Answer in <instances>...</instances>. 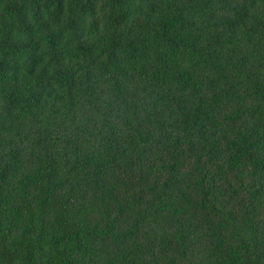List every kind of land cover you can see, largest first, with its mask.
Returning <instances> with one entry per match:
<instances>
[{
  "label": "trees",
  "instance_id": "1",
  "mask_svg": "<svg viewBox=\"0 0 264 264\" xmlns=\"http://www.w3.org/2000/svg\"><path fill=\"white\" fill-rule=\"evenodd\" d=\"M0 264H264V0H0Z\"/></svg>",
  "mask_w": 264,
  "mask_h": 264
}]
</instances>
